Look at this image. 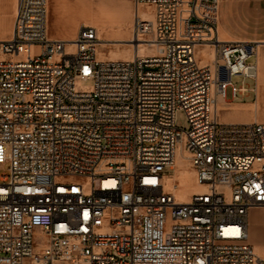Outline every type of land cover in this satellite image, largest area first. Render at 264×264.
<instances>
[{
	"label": "built area",
	"instance_id": "2783aa9c",
	"mask_svg": "<svg viewBox=\"0 0 264 264\" xmlns=\"http://www.w3.org/2000/svg\"><path fill=\"white\" fill-rule=\"evenodd\" d=\"M133 2L154 50L125 61L97 58L92 27L52 38L46 0H18L0 40V264H264L248 243L264 124L217 111L257 79L256 44L219 41L220 0ZM178 146L201 188L185 202L165 189Z\"/></svg>",
	"mask_w": 264,
	"mask_h": 264
},
{
	"label": "bare ground",
	"instance_id": "6f19581e",
	"mask_svg": "<svg viewBox=\"0 0 264 264\" xmlns=\"http://www.w3.org/2000/svg\"><path fill=\"white\" fill-rule=\"evenodd\" d=\"M17 2L18 0H13L12 2L11 18L14 17ZM46 4H47V29L49 30L48 18L49 16H51L52 20L54 21V25L56 26L54 27L56 30V35L53 36V38H58L60 40H72L75 35L72 34L73 32L71 29L70 30L68 29V31L64 33H60L57 30V26H64L67 24L74 25L78 21H82L83 26L99 27L101 33L107 37L110 29L108 27L109 24H113V23L116 24L117 22L115 21L114 18L107 16L108 11L104 10L102 6L98 7L96 9V12L94 11L91 12L90 11L91 8L88 3V0H46ZM48 10H49V16H48ZM134 17L142 18V20H151V15L149 14L148 10L142 9L141 6H138V9L136 8L134 9ZM65 27L69 28L70 26L69 27L65 26ZM111 27L112 29L114 28V26ZM115 28L117 29L116 33L119 35V37H124L129 34L127 28L122 26L121 24H117ZM10 33H11V27L8 32V35L4 38L5 40L9 37ZM218 39L219 41L225 42V35L220 28L218 29ZM98 42H99V46H106V44H111L113 46H121V45L123 46L125 44L128 47V49L125 51V55L122 57V59L125 61H130L136 56L137 57L149 56L154 50L153 46L148 44L147 41L140 39L136 36L133 38L130 37L125 40L121 39L117 41L98 39ZM205 51H207L210 54V59H212L213 58L212 51L207 48L204 51L200 52L199 54H205ZM108 54L109 56L105 57L100 51L97 50L98 59H104V58H108L110 60L117 59L116 52L111 50ZM201 62L206 63L207 61L201 60ZM260 62L261 61L259 57H257L258 77L260 75L259 74V70L261 67ZM258 83L259 82L257 79V85ZM226 106L227 103L225 102V100L222 97H219L217 99V111L218 112L227 111L228 109L226 108ZM252 122H259V121L257 119H253ZM179 163H181V166L178 168ZM173 169H174V174L171 176H167L165 178L166 181L165 189L169 191L171 194L175 195L179 202H185L188 196L199 192L201 188L196 184L193 177V172L188 169V163L185 159V154L182 151L181 146H178V149L175 152ZM175 181H177L178 184H176ZM257 221H258L257 219H254L251 222H249V226H251L253 232L257 230Z\"/></svg>",
	"mask_w": 264,
	"mask_h": 264
},
{
	"label": "rangeland",
	"instance_id": "374dc122",
	"mask_svg": "<svg viewBox=\"0 0 264 264\" xmlns=\"http://www.w3.org/2000/svg\"><path fill=\"white\" fill-rule=\"evenodd\" d=\"M13 0H0V40H5L4 38L8 35V32L11 27V33L7 39H9L13 32V18H11V5ZM88 3L91 8V12H96V9L98 7H103L104 10L108 11V17H112L115 19L116 24H109V33L106 36H104L99 27H93L97 32V38L98 39H106L108 41H117V40H125L128 38H133L136 36V32L134 29V9L135 4L133 0H88ZM93 7H92V6ZM47 9V4H46ZM10 14V17L8 16ZM48 16H49V10H48ZM3 19V20H2ZM112 20V19H111ZM3 21V22H2ZM113 21V20H112ZM51 17H49V33L53 36L56 35L55 28L51 25ZM117 24H121L122 26L127 28V31L129 34L124 37H119V35L116 33L117 29L115 26ZM111 26H114L112 29ZM83 27L82 21H78L75 24V27L72 30V34H76L79 28ZM90 27V26H88ZM134 34V35H133ZM106 37V38H105ZM140 39H143L145 41H150L151 37L150 35H141L139 36ZM6 39V40H7ZM58 39V38H54ZM128 49V47L124 44L123 46H113L111 44H106V46H99L97 50L100 51L105 57L109 56V52L112 50L117 53V60H123L122 57L125 55V51ZM198 60H207L206 54H198L197 56ZM248 63H253L254 58L251 57L247 60ZM231 83L233 85L239 86L241 84V78L238 76H233L231 78ZM244 86L249 88L253 86V81L251 80H245L243 81ZM225 98L227 101L230 102H247L249 100H252V95H247L243 98L237 97L236 99H232L231 97V91L230 88L226 89L225 92ZM228 109L227 111L218 112L221 121L222 122H252L253 119H257L259 123H264V89L257 90V99L255 103L244 106L242 108L233 107V106H226ZM237 108V109H236ZM233 109V110H232ZM175 127L181 130H188V123L185 118V115L183 112L178 111L175 114ZM181 166V163H179L178 168ZM7 169V166H5V170ZM175 169V168H174ZM165 172H169V170H166ZM3 171H0V174H2ZM260 215H262L260 210H255ZM260 229L264 232V225L262 221L259 222ZM260 234L257 237H253L251 234V231L249 230L248 234V243L253 247L255 253L261 257L264 260V233H260L257 229V233Z\"/></svg>",
	"mask_w": 264,
	"mask_h": 264
},
{
	"label": "crops",
	"instance_id": "0c3cea01",
	"mask_svg": "<svg viewBox=\"0 0 264 264\" xmlns=\"http://www.w3.org/2000/svg\"><path fill=\"white\" fill-rule=\"evenodd\" d=\"M8 16L10 17V14ZM217 18H218L217 28L218 29L220 28L223 31L225 35V42L242 41V42L255 43L256 44V61H257V57H259L261 61L259 77L257 74V79L259 82L258 85H257V79H256L255 81H253L254 83L253 86L249 87L250 89L249 92L243 95L237 94L235 97L231 96L232 99H236L237 97L243 98L247 95H252V100H249L247 102H244V101L230 102V101H227L226 98L224 99L225 102L227 103V106L242 108L244 106H248V105L255 103L257 99V90L264 89V77H263L264 76V0H220L219 6H218ZM75 24L57 26V30L60 33H64L68 31V29L73 30V27H75ZM51 25L53 27H56L54 25L53 20L51 22ZM65 26L67 27L70 26V27L66 28ZM48 27H49V18H48ZM50 36L53 38V35L50 34ZM257 49H258V52H257ZM224 123L245 124V123H254V122H243L242 121V122H224ZM261 124H264V123H261ZM254 219L258 220L257 221L258 231L261 234L264 233L259 227V222L260 220L262 221V215H260L256 211H251L248 215V234L250 230L252 236L257 237L260 234H255L257 233V230L253 232L251 226H249V222H251Z\"/></svg>",
	"mask_w": 264,
	"mask_h": 264
}]
</instances>
